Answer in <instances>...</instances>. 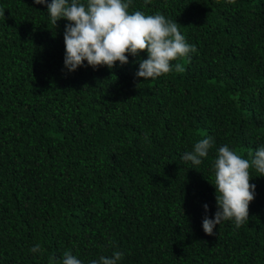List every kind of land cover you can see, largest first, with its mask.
I'll return each mask as SVG.
<instances>
[{
  "label": "trees",
  "instance_id": "trees-1",
  "mask_svg": "<svg viewBox=\"0 0 264 264\" xmlns=\"http://www.w3.org/2000/svg\"><path fill=\"white\" fill-rule=\"evenodd\" d=\"M136 10L177 22L196 51L154 79L135 77L129 53L68 72L67 19L0 0V264H63L66 251L82 264L115 251L118 264H264L254 166L249 220L202 227L203 205L217 209L219 148L251 161L264 146V0H132ZM206 137L200 165L182 159Z\"/></svg>",
  "mask_w": 264,
  "mask_h": 264
},
{
  "label": "clouds",
  "instance_id": "clouds-1",
  "mask_svg": "<svg viewBox=\"0 0 264 264\" xmlns=\"http://www.w3.org/2000/svg\"><path fill=\"white\" fill-rule=\"evenodd\" d=\"M35 3L47 5L55 25L61 18L68 21L64 31V67L68 72L84 67L85 61L94 69L104 65L112 69L117 61L123 66L129 62L126 55L129 53L139 61L135 77L154 79L172 71L171 61L196 51L195 45L186 42L177 22L159 12L130 13L132 0H87L86 4L79 0H51V3L35 0ZM145 51L148 58L140 59ZM183 70L181 64L175 65V71ZM213 145L212 137L201 139L182 159L200 165ZM253 166L264 175V146L255 151L251 161L230 150L227 144L219 148L214 162L217 209L213 218L207 215L209 206L203 205L202 227L206 234L215 235V227L224 220L234 219L237 228L249 220V203L256 188L249 182L252 177L249 169ZM30 251L40 252V245H34ZM122 256V252L115 251L111 257L101 256L99 262L93 260L91 264H118ZM63 264H82V261L66 251Z\"/></svg>",
  "mask_w": 264,
  "mask_h": 264
}]
</instances>
